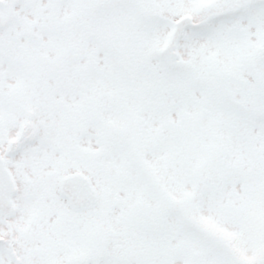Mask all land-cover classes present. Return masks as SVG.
I'll return each instance as SVG.
<instances>
[{
  "label": "snow or ice",
  "instance_id": "1",
  "mask_svg": "<svg viewBox=\"0 0 264 264\" xmlns=\"http://www.w3.org/2000/svg\"><path fill=\"white\" fill-rule=\"evenodd\" d=\"M0 264H264V0H0Z\"/></svg>",
  "mask_w": 264,
  "mask_h": 264
}]
</instances>
